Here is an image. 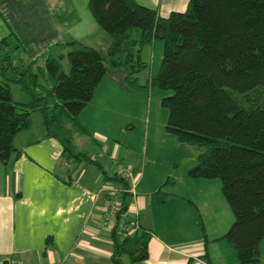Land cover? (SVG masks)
Here are the masks:
<instances>
[{
    "label": "trees",
    "instance_id": "obj_1",
    "mask_svg": "<svg viewBox=\"0 0 264 264\" xmlns=\"http://www.w3.org/2000/svg\"><path fill=\"white\" fill-rule=\"evenodd\" d=\"M87 8L109 37L105 51L80 42L67 43L70 70L64 55L44 60L46 86L31 64L13 65L9 55L12 35L0 40V163L18 156L13 140L31 126V116L42 117L45 137L62 146L67 163H88L104 180L118 184L120 210L111 229V264L148 258L150 233L129 225L128 189L124 177L107 175L102 166L77 151L73 135L87 134L80 119L94 91L111 70L123 72L129 94L158 89L170 92L160 104L167 109L165 129L195 152L188 169L192 179H218L233 222L216 240L225 241L238 264H260L264 240V0H188L184 11L161 16L136 0H88ZM162 42V57L147 84L136 75L147 67L145 46ZM20 45H15L18 49ZM34 62V61H32ZM11 84L28 97L13 99ZM206 255V254H205Z\"/></svg>",
    "mask_w": 264,
    "mask_h": 264
},
{
    "label": "crops",
    "instance_id": "obj_2",
    "mask_svg": "<svg viewBox=\"0 0 264 264\" xmlns=\"http://www.w3.org/2000/svg\"><path fill=\"white\" fill-rule=\"evenodd\" d=\"M143 1L147 4L136 0L147 7L152 5L158 13L164 10L184 11L188 2ZM59 3L55 6L59 12L56 16L58 20L54 21V30L51 33L47 31V35L42 37L44 50L54 47L63 51L68 48L67 43L78 42L75 39L69 41L68 34L63 36L61 29L70 30L76 27L78 18L70 11L64 14L62 10L66 8L65 3ZM2 11L3 1L0 2V40L9 35L17 38ZM39 18L42 19L40 24H48V17ZM96 33L99 35L98 46L84 44L105 51L110 39L99 31ZM156 42L152 44L153 48ZM44 50L37 52V57L45 54ZM106 76L97 85L89 104L94 102L104 105V108L111 107L112 115H108V111V114L98 113V117L103 122L112 116L115 123L120 112L116 110L120 107V98L123 104L127 91L122 85L123 72L111 70ZM15 101L26 103V98L20 97ZM88 105L80 114L82 124L86 123L89 116ZM32 116L30 128L18 133L13 140L18 156L6 165L0 163V262L111 264V229L104 226L110 201L106 189L111 187L110 182L104 180L101 171L87 176L84 168H80L83 163L75 164L71 174L72 163H67L63 158L61 144L54 138L44 136L41 115ZM85 130L88 134L86 126ZM80 135L85 134L73 135L75 147ZM91 136L100 153L113 160L120 156L121 147L118 144H113V147L101 146L98 141L108 142V138L95 131H92ZM145 170L144 164L141 175H135L133 181L137 186L134 195L128 200L126 216L137 228L149 231L151 236L147 244L148 258L142 262H132L124 255L121 257V263L238 264L229 245L223 243V240H216L222 237L231 225L227 223L228 226L219 230L220 212L214 211L211 214L213 209L209 212L210 224L219 232L213 230V234H208L203 213L199 212L193 201L186 200V196L161 193L158 188L154 191L145 188L146 184H151L148 180L144 183ZM137 171L133 168V173ZM164 179L165 183H171L169 176ZM209 186L203 188L208 190ZM116 188L120 189V186ZM118 201L120 203V199ZM191 206L194 211L189 208ZM198 218L203 223L202 228L198 227Z\"/></svg>",
    "mask_w": 264,
    "mask_h": 264
},
{
    "label": "rangeland",
    "instance_id": "obj_3",
    "mask_svg": "<svg viewBox=\"0 0 264 264\" xmlns=\"http://www.w3.org/2000/svg\"><path fill=\"white\" fill-rule=\"evenodd\" d=\"M3 1V15L8 22L12 32L16 34L17 38L9 40L10 58L13 65H29L33 67V72L38 75L39 82L46 86L48 81L44 73V60L47 55L57 57L58 54H63L62 60L63 71L67 74L70 70V65L66 57L69 50L61 51L57 48L51 47L48 50L43 49V36L47 35L54 30V21L57 12L56 5L62 1L65 3L66 8H63V13L70 11L75 18H78V25L72 27L70 30L66 28L61 29L63 36L70 35L68 40H77L82 44H93L98 46L99 31L106 35L96 24L92 18L88 8V0H0ZM43 2V3H41ZM146 3V1L141 0ZM139 4V3H138ZM141 5V4H140ZM52 6V7H51ZM145 6V5H143ZM152 8V5H148ZM171 11L164 10L159 13L161 16H168ZM39 17L47 18L49 21L47 25L40 24L42 20ZM156 46H145L142 50V61L147 63V67L139 72L137 82L139 85L147 84L151 75L155 74L161 57H162V42L157 41ZM20 45L18 49H14L15 45ZM101 44V41H100ZM26 51H25V50ZM45 51V54L37 57V52ZM45 55V56H44ZM35 61V62H32ZM108 78V76H106ZM1 81V78H0ZM11 91L14 100L17 98L25 97L26 102L28 97L21 92L17 84H11ZM170 92H163L158 89L144 90L137 94L125 95L124 103L122 104L120 98V107L116 109L119 112L118 119L115 123L112 116L108 120L101 121L98 113H107L112 115L111 107L104 108L99 103H90L88 106L89 116L83 126L88 128V134L78 136L77 151L87 154L88 156L100 162L103 170L107 175L112 176L118 173V169L132 171V178L128 180L130 187L137 186L133 181L135 175L142 172L143 165L145 164V180L151 184H146L145 188L154 191L160 190L161 193H173L177 196H186V200H191L197 206L199 212L204 216V225L208 234L219 232L220 228H225L233 221V215L229 209L226 201L224 200L220 191V181L217 179H192L188 177L187 171L195 164V152L184 144H178L176 136L166 131L167 109L163 108L160 101L163 96L169 95ZM21 102V101H20ZM103 108V109H102ZM32 115H40L38 111ZM35 117V116H32ZM81 117V115H80ZM81 119V118H80ZM92 131L100 132L101 135L108 138V142L99 140L101 146H112L118 144L121 147L120 156L115 158H108L105 154L100 153L98 145L92 141ZM93 135V134H92ZM72 169L76 167L72 164ZM80 168L88 175L91 173H99L100 171L93 165L83 162ZM133 168L138 171L133 173ZM119 176H121L119 174ZM166 176H169L171 183H165ZM134 177V178H133ZM159 180H162L159 182ZM143 183V185H144ZM111 187H116L117 184L110 182ZM209 186L208 190L203 188ZM140 188V187H139ZM132 195L128 198L131 199ZM190 198V199H188ZM194 211V207H189ZM220 212L221 220L219 221V230L210 224L209 212ZM198 227L202 228V221L198 218ZM202 223V224H201ZM228 223V224H227ZM215 224V223H214ZM230 226V225H229ZM211 230V231H210ZM215 234V233H214ZM223 243H226L223 241ZM260 264H264V240L260 244Z\"/></svg>",
    "mask_w": 264,
    "mask_h": 264
},
{
    "label": "built area",
    "instance_id": "obj_4",
    "mask_svg": "<svg viewBox=\"0 0 264 264\" xmlns=\"http://www.w3.org/2000/svg\"><path fill=\"white\" fill-rule=\"evenodd\" d=\"M119 174L124 177L126 180H129L132 178V171L130 170H124L122 168L118 169ZM134 178V177H133ZM134 189L135 186H131L128 189V193H130L132 196L134 195ZM108 197H109V209L106 213L105 223L104 226H106L109 229H112L113 226L116 223L117 214L120 210V203L118 201V195L119 193L123 192L122 189H114L112 187L106 189ZM121 228L128 231V234L136 230V226L133 223H130L129 225L121 224Z\"/></svg>",
    "mask_w": 264,
    "mask_h": 264
},
{
    "label": "water",
    "instance_id": "obj_5",
    "mask_svg": "<svg viewBox=\"0 0 264 264\" xmlns=\"http://www.w3.org/2000/svg\"><path fill=\"white\" fill-rule=\"evenodd\" d=\"M0 264H9L7 261L0 262Z\"/></svg>",
    "mask_w": 264,
    "mask_h": 264
}]
</instances>
